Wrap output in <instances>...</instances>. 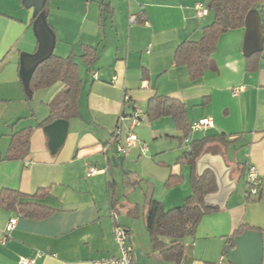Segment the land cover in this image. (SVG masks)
Returning <instances> with one entry per match:
<instances>
[{"label": "crops", "instance_id": "crops-1", "mask_svg": "<svg viewBox=\"0 0 264 264\" xmlns=\"http://www.w3.org/2000/svg\"><path fill=\"white\" fill-rule=\"evenodd\" d=\"M197 2L205 0H46L44 11L56 38L53 54L67 57L74 53L76 62L78 58L84 65L82 70L78 65L83 81L79 114L66 120V132L56 143L52 121L45 120L50 101L63 85L56 82L28 95L19 66L20 53L37 48L32 8L22 0H0V191L16 190L25 195L21 202L52 209L43 218H33L0 208V264H19L22 258L37 254V264H92L95 259L116 255L110 196L127 232L134 264H230L225 248L232 244L240 225L260 231L264 264V45L257 68L249 71L248 55L242 48L245 28L230 29L218 37L211 54L213 67L192 79L186 65L174 63V55L182 42L199 40L204 27L213 21L210 11L202 17L195 15ZM130 16H134L132 23ZM82 45L97 49L91 65L79 58ZM91 72L97 73V79ZM238 86L242 90L232 95V88ZM124 95L129 98L127 103H123ZM154 95L183 103L190 126L211 119L210 127L190 128L189 146L214 136L233 141L226 146L210 142L195 160L198 176L211 171L209 162L220 160L234 188L223 207L210 206L217 210L201 218L193 235L179 240L184 252L179 263L163 259L154 250L144 225L151 198L169 210L191 194V168L179 162L189 150L181 131L169 116L154 120L146 116L147 103ZM122 110L126 115L134 110L142 113L143 120L132 132L147 143L148 150L142 154L137 144L132 145L122 155V165L115 166L109 157L121 154L108 142ZM127 126V121L121 124L123 134ZM27 130H31L28 153L22 159L8 160L13 137ZM203 155L206 161L199 174L197 161ZM249 164L258 170L261 192L246 201ZM89 166L107 170L86 176ZM151 171L160 174L161 188L157 196L154 186L150 194L148 188L143 194L144 230L136 235L135 222L128 218L123 223L116 204L132 197ZM241 178L243 187L232 198ZM129 179L136 182L132 188ZM40 190H45L44 195L35 196ZM140 205L135 202L127 215L139 217ZM11 218L15 225L6 231ZM3 236H7L4 241Z\"/></svg>", "mask_w": 264, "mask_h": 264}, {"label": "trees", "instance_id": "trees-1", "mask_svg": "<svg viewBox=\"0 0 264 264\" xmlns=\"http://www.w3.org/2000/svg\"><path fill=\"white\" fill-rule=\"evenodd\" d=\"M205 4L213 14V21L204 27L199 40L182 42L174 55V63L186 65L192 79L200 77L213 67L211 54L218 37L230 29L243 27L245 18L251 10H257L260 13L264 30V0H205ZM81 49L82 54L79 58L86 65H91L97 56V49L89 45H82ZM259 52L247 56V70L253 71L257 68ZM56 82H60L63 87L50 101L49 116L45 123L59 118L69 120L79 114L78 98L83 81L78 73L74 53L67 57L52 54L41 62L30 77L28 95L38 88L49 87ZM146 116L149 120L163 116L171 117L175 126L181 131L182 139L190 131L185 106L178 100L154 95L147 103ZM30 131L27 130L22 135L13 137L6 156L8 160L25 157L29 149ZM213 141L224 146L233 143L226 140L224 136L195 140L190 143L189 150L179 158L181 164H188L191 168V194L185 198L182 205L165 210L159 201L152 198L148 201L144 225L154 250L165 260L179 263L184 258L183 246L179 240L193 235L201 218L206 213L217 210L215 207L204 204V196L216 190L213 173L209 170H205L200 176L195 173V160L204 151L206 145ZM129 181L128 184L132 188L136 182L130 179ZM167 185H171L170 180ZM43 192L45 190H40L35 196L44 195ZM22 197L25 195L16 190L3 189L0 191V208L33 218H43L52 212V209L31 202H21ZM245 199L249 201L251 197L245 194ZM109 201L113 209V197L110 196ZM245 228V225H240L235 234H240ZM163 237L170 238V241L168 243L163 241Z\"/></svg>", "mask_w": 264, "mask_h": 264}, {"label": "water", "instance_id": "water-1", "mask_svg": "<svg viewBox=\"0 0 264 264\" xmlns=\"http://www.w3.org/2000/svg\"><path fill=\"white\" fill-rule=\"evenodd\" d=\"M24 6L32 8V30L37 39V48L32 53H20L19 75L25 86L28 88L29 80L36 67L52 54L56 42L55 34L47 22L44 5L46 0H22ZM243 52L250 55L262 50L264 43V30L261 17L257 10H251L244 21ZM54 140L58 143L66 132V120L55 119L50 124ZM206 155L197 161L199 174ZM113 165H122V155H111L109 157ZM209 169L214 173L217 190L204 196L206 206L223 207L230 192L234 188V181L227 180V170L221 169L220 160L209 162ZM262 236L256 229L246 228L240 234L234 236L232 244L225 248L226 260L230 264H262Z\"/></svg>", "mask_w": 264, "mask_h": 264}, {"label": "built area", "instance_id": "built-area-1", "mask_svg": "<svg viewBox=\"0 0 264 264\" xmlns=\"http://www.w3.org/2000/svg\"><path fill=\"white\" fill-rule=\"evenodd\" d=\"M194 12L197 17H202L208 14L209 8L204 2H197L194 5ZM130 23L134 22V16H130ZM91 76L94 79H97V73L91 72ZM115 79V78H113ZM242 90V86L234 87L231 90L232 95H237ZM129 98L127 95L123 97V103L128 102ZM143 120V115L140 111L134 110L130 115H126L122 110L118 115V124L112 131V136L108 142V145H113L115 151L118 154H125L128 147L137 144L139 146L140 152L145 154L148 150V145L145 142H141L137 136L132 132L133 127L141 123ZM127 121V131L125 134L122 133L121 124ZM212 126L211 119H203L198 122H194L190 128L191 130H196L199 128H206ZM184 142L187 144L188 149L190 148L188 142V137L184 138ZM106 152V151H105ZM107 168H98L95 166H89L85 172L86 176L95 175L97 173L106 172ZM245 184L246 191L245 194L251 198L258 196L261 192V182L258 174L257 168L253 164H249L245 173ZM110 217L112 221V235L114 242L117 246L118 253L116 255H110L107 257L99 258L93 260L92 264H134L132 258V250L131 246L127 241V232L125 228L120 224L118 219V214L115 210L110 211ZM16 220L14 218L9 219L8 224L6 226V231H10L14 225ZM7 236H3L2 240L4 241ZM40 254H37L34 257L30 258H22L19 264H37V257Z\"/></svg>", "mask_w": 264, "mask_h": 264}, {"label": "rangeland", "instance_id": "rangeland-1", "mask_svg": "<svg viewBox=\"0 0 264 264\" xmlns=\"http://www.w3.org/2000/svg\"><path fill=\"white\" fill-rule=\"evenodd\" d=\"M77 62H78V65L80 67V70H82L84 68V65L83 63L77 58ZM184 147V146H183ZM186 147V146H185ZM184 147V148H185ZM128 150V149H127ZM185 168V167H184ZM125 169H128V168H125ZM186 169V168H185ZM187 176V175H186ZM111 177V176H109ZM187 178V177H186ZM187 180V179H186ZM161 181V177H160V174L158 172H154V171H151V172H147V177L144 179V180H141L139 182V184L136 186V193L134 195H132V197H124L122 198L121 200H119L116 204L117 206V209L119 211V214H120V220L123 221V223L129 218L131 220H133L135 223L134 225V231L136 233V235L140 234V231L142 232L143 229V221H142V198H143V194L146 193L147 191V188H148V194L151 193L152 191V188L153 186L156 187V196H157V193H159V190H160V185L162 182ZM243 187V180L242 178L238 181V184L235 188V190L233 191V194H232V198H234L236 196V194L239 193V191L241 190V188ZM136 203H139L141 204L140 205V209L141 212L140 213V216L139 217H129L126 213L127 209L129 207H131L132 205H134ZM141 228V229H140ZM144 232V231H143ZM147 234V233H146ZM139 239V238H138ZM170 238L168 237H165V240L166 241H169ZM130 240H132V236L130 237ZM128 241V240H127ZM138 243L139 245H141V241L138 240ZM168 264H171V263H168Z\"/></svg>", "mask_w": 264, "mask_h": 264}]
</instances>
